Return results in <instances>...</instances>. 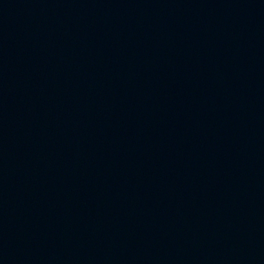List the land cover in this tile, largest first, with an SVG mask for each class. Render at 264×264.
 <instances>
[{"label":"water","instance_id":"water-1","mask_svg":"<svg viewBox=\"0 0 264 264\" xmlns=\"http://www.w3.org/2000/svg\"><path fill=\"white\" fill-rule=\"evenodd\" d=\"M0 264H264V0H0Z\"/></svg>","mask_w":264,"mask_h":264}]
</instances>
